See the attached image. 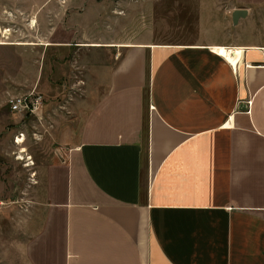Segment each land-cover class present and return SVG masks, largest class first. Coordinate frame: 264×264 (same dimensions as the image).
<instances>
[{
	"label": "crops",
	"instance_id": "crops-1",
	"mask_svg": "<svg viewBox=\"0 0 264 264\" xmlns=\"http://www.w3.org/2000/svg\"><path fill=\"white\" fill-rule=\"evenodd\" d=\"M10 1L60 10L58 0ZM80 24L13 46L71 49L85 40ZM87 40L125 53L90 67L108 75L105 94L67 105L79 130L51 170L43 242L60 251L47 244L38 264H264V45ZM221 46L242 50L237 67Z\"/></svg>",
	"mask_w": 264,
	"mask_h": 264
},
{
	"label": "rangeland",
	"instance_id": "rangeland-1",
	"mask_svg": "<svg viewBox=\"0 0 264 264\" xmlns=\"http://www.w3.org/2000/svg\"><path fill=\"white\" fill-rule=\"evenodd\" d=\"M67 1L58 0L56 12H27L24 4L16 7L10 0H0V26L9 29L7 38L0 35L7 40H0V264L45 260L51 170L66 163L71 138L79 130L68 120L71 106L67 105L105 94L108 75L97 78L90 67L104 60L111 68L117 53L119 57L125 53L124 48L118 52L87 47V37L110 43L152 38L264 45V0H93L92 7L80 6L72 12L64 7ZM236 9H247L248 15L234 25ZM33 19L37 23L31 27ZM68 22L81 23L77 32L85 39L71 49L13 46L40 42L52 26ZM33 90L44 96L37 114L10 111V95ZM18 137L22 144H17ZM53 228L60 230L58 219ZM50 245L54 255L59 253V241L50 240Z\"/></svg>",
	"mask_w": 264,
	"mask_h": 264
},
{
	"label": "built area",
	"instance_id": "built-area-1",
	"mask_svg": "<svg viewBox=\"0 0 264 264\" xmlns=\"http://www.w3.org/2000/svg\"><path fill=\"white\" fill-rule=\"evenodd\" d=\"M44 105V96L36 90L12 94L7 98V106L15 113L35 115Z\"/></svg>",
	"mask_w": 264,
	"mask_h": 264
},
{
	"label": "bare ground",
	"instance_id": "bare-ground-1",
	"mask_svg": "<svg viewBox=\"0 0 264 264\" xmlns=\"http://www.w3.org/2000/svg\"><path fill=\"white\" fill-rule=\"evenodd\" d=\"M0 28V33H1ZM213 50L218 54L224 56V58L232 63L235 67H237L238 62L241 60L242 57V50L240 48H226V47H213ZM22 137H18L17 144H22Z\"/></svg>",
	"mask_w": 264,
	"mask_h": 264
},
{
	"label": "water",
	"instance_id": "water-1",
	"mask_svg": "<svg viewBox=\"0 0 264 264\" xmlns=\"http://www.w3.org/2000/svg\"><path fill=\"white\" fill-rule=\"evenodd\" d=\"M248 15L247 9H236L232 13V21L234 25H237L240 18H244Z\"/></svg>",
	"mask_w": 264,
	"mask_h": 264
}]
</instances>
